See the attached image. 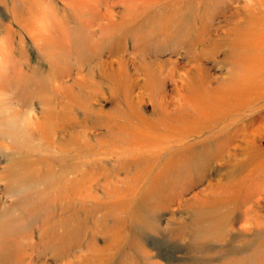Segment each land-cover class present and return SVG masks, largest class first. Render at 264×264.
Segmentation results:
<instances>
[{"label": "rangeland", "instance_id": "rangeland-1", "mask_svg": "<svg viewBox=\"0 0 264 264\" xmlns=\"http://www.w3.org/2000/svg\"><path fill=\"white\" fill-rule=\"evenodd\" d=\"M247 1L0 0V264H62L64 260L78 264L80 256L94 255L91 245L100 248L105 257L100 264H150L145 250L155 254L152 261L164 264H264V162H234L244 158L245 150L263 148L264 139L249 136L248 147L239 139V147L229 146L222 155L217 150L220 142L231 144L236 129L264 118V111L250 109L253 112L248 110L233 123L232 116L221 123V118L205 123L195 115L194 108L183 105L181 111L173 112L172 106L171 115L185 116L189 121L180 123L186 132H171L169 136L180 138L166 137L161 143L163 152L145 151L153 135L136 130L130 122L143 128L140 118L152 122L164 114L145 92L142 104L132 115L123 93L111 91L110 79L119 75L117 61L121 57L124 73L138 71L142 76L132 84L136 102L145 91L144 64L173 60L177 73L186 64L188 43L182 48L184 39L177 34L176 26L187 20L188 27L182 31L188 34L195 28L194 40L205 21L214 39L212 46L217 48L213 58L200 57L201 67L213 81L211 86H218L230 67L225 53L232 52L228 50L231 40L227 33L233 30L234 19L229 17H244L247 11L238 8ZM105 29L106 35L102 32ZM201 47H197L199 55ZM177 78L175 73L170 74L162 86L168 97L176 94L173 79ZM48 88L52 91L44 94ZM83 106L90 111L85 112ZM52 107L60 116L57 120H65L66 115L74 118L66 131L54 133L52 145H38L42 138L34 126L30 138L37 142L32 150L21 144L20 135L17 138L8 132L14 113L34 125L32 121H43L44 110L51 112ZM108 114L115 117L110 121L111 128L106 124ZM87 129L88 142L75 144L78 147L83 143L82 149L67 145V151L62 152L55 147V142H70L72 136H82ZM154 135L161 136L157 132ZM105 140L114 142V148L100 149ZM205 149L211 155L202 162L203 156L198 155L199 173L187 153L194 150L201 154ZM25 154L30 156L27 162L35 163L41 174L45 175L49 164L54 166V173L44 182L31 186L30 182L23 183L16 176H20V161ZM139 154L153 157L149 171L122 200L109 196L106 188H124L144 168L134 157ZM168 154L169 163L160 175ZM232 162L235 169L230 167ZM237 174L247 181L234 187L232 199L213 195ZM79 185L91 187L92 195L84 190L78 193ZM196 193L203 194V202H198ZM203 211L215 215V222L199 223L196 217H204ZM246 225L252 229H245ZM57 237L64 242L59 255L50 246Z\"/></svg>", "mask_w": 264, "mask_h": 264}, {"label": "bare ground", "instance_id": "bare-ground-1", "mask_svg": "<svg viewBox=\"0 0 264 264\" xmlns=\"http://www.w3.org/2000/svg\"><path fill=\"white\" fill-rule=\"evenodd\" d=\"M240 8L247 11L245 13L246 15L244 17L240 16L239 14L236 17L235 16L229 17V20L233 17L234 23L232 22L233 30L230 28L232 31L227 33L229 39L231 40V43L228 44L229 45L228 50L232 51L230 53V55L227 52L225 53L229 57L228 65L230 67H229L228 76L222 78L219 81L218 86H216V87L211 86L213 84V81L210 80L208 77H206V74L204 73V70L201 67V62H200V60H201L200 57L209 56V57L213 58V54L217 48L215 46H212V44H214L213 43L214 39L212 38V33L210 30H208V27H209V25L207 24L208 22H205L203 20L202 21L204 23L201 25L202 26L201 30L199 29L196 37L195 38L193 37L194 40L192 39V33L196 30L195 28H193L192 31L189 30L188 34H184L182 31L183 27L184 28L188 27L187 26L188 25L187 20H184L182 25L180 23L176 26L175 30H176L177 34L181 35L182 38L184 39L182 48L186 43H188V45H185L186 46L185 47V50H186L185 53L187 55V58H186V64L183 66L182 71H179L177 73V71H176L177 66H176L175 61H173V60H167V61H164L163 63H160L159 61L155 60L154 62H152V64H144L145 66H144V70H143L144 71L143 72V74H144V84H143L144 86H143V88L145 91L140 92V94L137 96L136 102H135L136 96L134 94V91L132 90L133 89L132 84H134L135 81L137 84L138 79H140L142 76H140L138 71H135L133 75H130L128 73H124L125 72L124 71V62H123L122 58L120 57L119 60L117 61V65H118L117 73H119V75L117 74V75H115L116 77L113 76V78L110 77L111 84H112V86H111L112 90L111 91L113 93L114 92L116 93V90H119L123 93L125 100H126L127 107L130 110L131 114L133 115V112L136 110L138 105L142 104L144 96L146 95L145 92H148L147 95L149 96L151 103H153L152 105L158 107L157 109H161V112L164 114V116L161 119L157 118L155 120V118H154V120L152 122H151V120H150V122H148L149 119L144 120L143 117L140 118L141 124L143 123V125H142L143 128H140L139 126L131 124V122H130V125L132 127H134L136 130H142L143 133L146 131V132L153 135V136L146 135V136H151V137L148 139V142H147L148 148L145 149V151L159 150V151L163 152L164 150H161V146H162L161 143L166 141V140H164L166 137L169 140H171L173 138H176V139L180 138L177 136L176 137L175 136H169L171 134V132H172V134H175V133L177 134L180 131H182V133L186 132L184 127L180 128V126H181L180 123L188 124L189 121L184 119L185 116L183 118L180 115H179V117H175V116L171 115V111H170L171 109L170 108L172 106H174V109L172 110L173 112L181 111V108L183 107V105L190 106V107L194 108L196 111V112L194 111L195 115H197L200 119L205 120V123H211L216 118H221L220 122H219V123H221V121H225L228 117H231V116H232L231 117L232 119L230 120L231 121L230 123H233L234 121H236L239 118V115L241 117H242V115L244 116L245 113L249 112L248 110H250V109H252V110L254 109V111L256 110L259 112L264 111V0H248L242 7L239 6L238 9H240ZM205 20H207V19H205ZM156 21H157V19H156ZM107 25H109V24H107ZM119 26H121V24L115 25L114 28H112V29H115ZM189 29H191V28H189ZM106 31L107 30L105 29L102 32H105L104 34L106 35ZM224 34H225V32H224ZM205 35H207V36L204 37ZM183 39H181V40H183ZM198 45H202L201 50H200V52H201L200 55L197 52ZM0 50H1V48H0ZM218 50H220V49L218 48L217 51ZM125 70H126V67H125ZM135 70H137V69H135ZM173 73H175V75H177V77H178L177 79H173V84L175 85L176 94L173 95L172 97H168V94L165 93V90L162 89V86H163L165 80L169 79L170 74H173ZM113 75H114V73H113ZM75 82H76V80H75ZM82 83H83L82 86H84V84H85L84 80ZM51 89L52 88L46 89L44 94L49 93L48 91H52ZM62 89H64V88H62ZM44 98L42 99V96H41V100L45 101ZM48 99L49 98H47V100ZM50 99L48 101H51ZM75 99H76V97H75ZM83 108H84V106H83ZM52 110H53V107H52ZM52 110H50L51 112H49V110L45 109L44 110L45 115L43 117L44 118L43 121H41L37 118L36 120L32 121L33 123L35 122L34 125L33 124L31 125V120H29V121L27 119L22 120L23 118H20V116H19L20 113L19 114L14 113L15 115H13V119H11V121H10L11 123L9 124L10 126L8 128V132L18 135L17 138L22 137L19 139L21 144L23 143L25 145V148H30L32 150L36 147V145H34V144L37 141L35 143H33L31 141L30 136H31V133L33 132L32 131L33 128L35 129L37 127L36 132L38 133V135H40V138H42L41 141H39L41 143H39L38 145H40V147L42 145H43V147L48 146V145H52L53 144L52 138H53L54 133L56 135L59 131H64V129L66 131L67 125H69L70 122H72L74 119L72 117L68 118V115H66L67 117L65 118V120L63 119V120L59 121L57 119L60 116L58 114H56V112L54 110L53 111ZM84 110L87 113H88V111H90V110H88V107H85ZM252 110H250V111L253 112ZM119 111L123 112V110H119ZM131 114H130V116H131ZM156 116L158 117V115H156ZM105 118L108 119V121L106 122L107 126L109 128H111L110 121L115 119L114 115L108 114ZM117 118H119V117H117ZM66 120L69 122L68 124H65ZM77 122H78V120H77ZM138 122L140 123L139 120H138ZM210 128H212V127L206 128L202 132H199L195 135H200L204 131H206ZM222 129H224V127ZM263 131H264V118H258L256 121H250L248 127L242 126L241 128H238L235 130V132L233 133V135L231 137V144H228L227 142L226 143L220 142L218 147H217V150L219 151V154L222 155L223 153H225V151H227L229 146L230 147L233 146V147L237 148V147H239L238 142H237L239 139L244 141V142H247V147H248V145L250 143V142H248L249 136L260 135L261 138L264 139ZM82 132H83L82 136H80L81 134L76 135V136H72L70 139V142H68V141L64 142L66 144L55 142V147L60 149L62 152H66L69 145L73 146L74 150L82 149L83 143L81 145H79L78 147L76 145H78L79 141L80 142L84 141V143H86V141L88 142V139L86 137V133H88V129L85 131V133H84V131H82ZM156 132L158 135H161V136L154 135V133H156ZM164 132H166V133L164 134ZM241 134L244 135L243 138L241 137L242 136ZM19 135H20V137H19ZM34 136H35V134H34ZM122 139L129 140L128 137L127 138L124 137ZM155 139H156V141H155ZM153 140H154V143L152 144ZM130 143H128V146L130 145ZM72 144H74V145H72ZM107 144H108V146H107ZM67 145H68V147L66 149ZM104 146H106V147L111 146L112 148H114L115 144L112 141L105 140L99 145V148L104 149ZM150 146L154 149H151ZM171 146H169V147H171ZM46 148H48V147H46ZM105 149H107V148H105ZM149 149H151V150H149ZM255 149L256 150H254V151L253 150L252 151L247 150V153L245 150L244 158L240 159V160L238 159L237 161H234V162H237L240 164H244V163L246 164V163H251V162L252 163L253 162H264V147L262 148V147L256 146ZM142 154H139L137 156L135 155L134 157H135V159H137L136 161L138 162L139 165L143 164L144 168L141 169L138 172V174H136L134 176L132 181L127 183V185L124 188H122V187L120 188L118 186H114L115 188H113V189H109V187L106 188L109 196L116 197V199H118L119 201L122 200L127 195H130L132 186L136 187L135 182L137 183V181L143 177V173H146L149 171L153 157L150 156V157L144 158V156H141ZM171 154H168V157L165 160V164L160 169V171H159L160 175H161V172H163L166 169V167L168 165L167 163H169ZM187 154H188V158H190V156L193 157V159L191 161L194 160L195 169H196V171H198L200 173V172H202V171H200L201 170V163L200 162L203 161V158L205 159L206 157L210 156L211 152H209V151H207V149H205L201 154L194 152V150L191 154H189V153H187ZM198 155L203 156L200 162H196V161L200 160V158H199L200 156H198ZM27 156H28V154L26 156H24L25 158H23V161H20L21 167H23V168L21 170L20 176H18V173L16 176L17 179L20 177V180H21V178H22L23 183L24 182H27V183L30 182L29 185L31 186V184L33 185V183H36V182H41V181L44 182V180H47V177H49L50 175H52L54 173V171H53V170H55V169H53L54 166L52 164H49V165H47V167H45L46 168V170H44V171H46L45 175H44V173L41 174L40 171L37 169L38 167L35 166L36 165L35 163H32V162L28 163L27 162L29 160V158L28 159L26 158ZM28 157H30V156H28ZM159 161H160V158H159L158 162ZM234 162L229 163V164H230V167H233L235 169L236 167L234 166V164H235ZM199 163H200V165H199ZM235 179H237V181ZM149 181H151V179ZM244 181L245 180L241 179V174H239V175L237 174L236 176H234V179H232V181L230 183H228L226 185H221L219 191L216 189L217 191H214L213 195H215L216 197H219L220 199L230 200V199H232V197L234 196V193L236 191V190L234 191V187L235 186L238 187L239 184H243L242 186H244ZM132 182H134V183H132ZM145 183L147 184L148 181ZM156 183L157 182L154 181V184H156ZM211 184H213V183L211 182L210 185ZM236 184H238V185H236ZM252 185L255 186V184H252ZM242 186H241V189H242ZM65 188L69 189L67 186H65ZM76 189H78V191H79L78 193L83 194L84 193L83 190H84L85 194L92 195V192H91L92 188L91 187L83 188L82 185H79ZM210 192H213V191L210 190ZM195 195H197L196 197H198V195H199L198 202H201V201L203 202V199H201V196L203 194L200 196V193H196ZM210 195H211V193H210ZM246 197H244V198L246 199ZM199 198L201 200H199ZM261 199H263V198L261 197ZM195 201H196V199H195ZM251 210H253V208H251ZM198 212H199V210H198ZM202 214L201 215L204 217H202V218L199 216L196 217V220L199 223H202V221L209 222L211 220H212V222L213 221L215 222V215H213V214L211 215L210 213H209L210 215H208L206 213V211H203ZM172 221L175 223V220H171V223H172ZM256 222L259 223V224H257L258 226L259 225L262 226L261 225L262 223L260 221L259 222L256 221ZM169 224H170V222H169ZM44 227L43 228L41 227L42 232L45 231ZM180 227L182 228L184 226H180ZM212 228L214 229V231L217 230V226L214 227V224H213ZM246 228L250 229L251 226L246 225L245 229ZM211 230L212 229L205 231L206 237H208V233L209 234L211 233ZM215 233H217V232H215ZM32 237H33V235H32ZM204 241H207V238L204 239ZM263 242H264V240L262 241V243ZM63 243H64L63 240L58 239V237L54 238L53 241L50 243V246L55 249L56 255H59L60 250H61V246ZM33 247H34V245H33ZM90 249H91V251H93L94 255L89 254V257H88L87 253H86L85 254L86 256L84 258H82V256H80V259H79L80 262L78 264H92V263L100 264L101 260H105V257L102 256L100 248L98 249L97 247L91 245ZM145 253H146L145 255L147 256V260L150 264H164V262H162L161 260L154 259L152 261V258L154 257L153 255H155L154 253H152L150 251H146V250H145ZM22 256H24V255H22ZM159 258H160V256H159ZM255 258L257 259L258 257L255 256ZM83 259H85V262L83 261ZM86 261H87V263H86ZM88 261H90V263ZM62 264H72V262L68 261V260H64Z\"/></svg>", "mask_w": 264, "mask_h": 264}]
</instances>
